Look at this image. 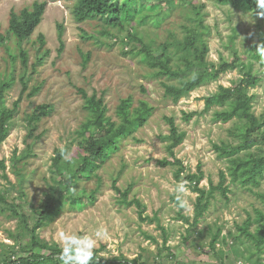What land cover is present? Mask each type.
<instances>
[{
  "label": "rangeland",
  "instance_id": "1",
  "mask_svg": "<svg viewBox=\"0 0 264 264\" xmlns=\"http://www.w3.org/2000/svg\"><path fill=\"white\" fill-rule=\"evenodd\" d=\"M34 1L0 0V33L7 35L11 9L29 7ZM152 1L158 5L164 2ZM73 2L47 0L42 19L29 39L15 42L11 38L8 51L0 46V77L11 68L10 55L17 56L19 48L28 54L26 69H22L18 56L15 59L14 83L5 96L7 106L11 107L19 96L20 78H24L28 89L41 84L36 95H23L10 122L9 134L0 143V160L5 164L4 170L0 167V190L7 189L11 198H18L19 180L10 170L12 157L27 153V177L23 184L26 196L21 203L24 211L31 214L32 206L39 202L47 189L54 149L70 146L69 154L74 153V146H71L74 131L85 119L83 99L78 88L84 89L87 94L96 92L103 95L108 114L112 116L121 98L132 96L135 103L144 99L154 107L153 113L144 126L121 141L119 150L97 170L100 186L96 201L93 204L66 206L54 222L38 229L40 238L62 247L61 233L83 236L102 228L106 230V236L98 242L96 249H100L99 255L107 259L121 255L132 259L140 254L143 260L151 263L162 258L165 264H221V261L226 264H253L245 258L254 249L248 246L245 238L238 237L236 224L242 223L247 213L253 215L255 208H263L256 194L231 183L229 199L225 200L215 193L207 212L192 232L188 224L179 218L180 207L175 198L187 201V206L181 208L180 212L191 220L196 194L187 185V192H177L180 182L174 179L175 168L162 167L156 162L167 156L165 142L160 137L168 133L164 117L172 116L179 130L185 132L183 142L175 148L176 157L187 171L195 172L197 165L201 164L204 171V178L200 182L202 187L208 189L209 181L218 183L219 172L226 170L227 163L214 150L213 144L237 142L242 135L234 138L230 133L231 130L239 133L237 121L214 120L213 111L218 107L196 115L188 122L182 120V111H201L204 107L203 97L215 92L219 85H232L242 73L238 69L227 71L216 81L197 88L189 96L173 103L164 96L160 81L149 76V69L139 57L128 52L138 43H122L126 31L109 28L104 19L76 22L72 15ZM190 4L202 6L204 24L209 28L206 37L209 45L207 60L213 63H217L221 57L231 60L232 49L243 52L249 43L256 40L259 29L264 28L261 22L264 17L260 15L219 4L216 0H184L160 27L138 25V36L145 42L152 40L156 44L171 40L173 36H182L180 24L185 21ZM58 25L64 28L60 52ZM132 25L135 26V22ZM104 30L108 32L102 33ZM39 34L44 35L49 53L32 68L38 55L35 40ZM231 41L233 44H230ZM84 56L88 57L85 65ZM253 63V70L260 76V82L249 89L254 97L252 110L255 116L264 119V64L261 60ZM43 103L51 105L50 113L41 119L35 138L27 139L30 147L26 149V114ZM262 129L264 131V126ZM4 173L11 184L5 180ZM114 178H117L116 185L121 189L130 185L129 198L139 199L145 205L146 215L152 217L156 213L158 224L155 221H141L135 206L125 207L117 202L116 193L111 187ZM96 185V177H92L88 181H81L76 191H89ZM254 191L264 192V179ZM17 223L18 219L0 212V243H15L10 233L16 232ZM218 228L221 233L215 249H211L209 243ZM164 236L167 237L166 243L163 242ZM169 252L175 259L167 257ZM256 256L252 257V261ZM259 264H264V252L259 254Z\"/></svg>",
  "mask_w": 264,
  "mask_h": 264
},
{
  "label": "trees",
  "instance_id": "2",
  "mask_svg": "<svg viewBox=\"0 0 264 264\" xmlns=\"http://www.w3.org/2000/svg\"><path fill=\"white\" fill-rule=\"evenodd\" d=\"M183 1L181 0L179 4V0H164L158 5L159 3L152 0H74L72 15L78 23L101 18L106 21L109 28L126 31V36L121 39V42L138 43L128 52L139 57L149 69V76L160 81L164 96L173 103L189 96L197 88L216 81L227 71L238 69L242 73L232 85H219L215 92L203 97L204 107L201 111H182V120L188 122L194 116L218 107L219 109L213 111L214 120L237 121L236 129L239 133L230 131L234 138L242 135L237 142L222 141L220 144H213L214 150L227 163L226 170L219 172L218 183L213 184L209 181L208 189L202 187L200 182L204 178V171L201 169V164L197 165L195 172L187 171L182 161L176 157L175 148L183 142L185 132L179 130L172 116L164 117L168 125V133L160 137L165 142L167 156L156 162L162 167L173 166L175 168L174 179L178 182H185L188 188L196 194L192 219L181 214V208L178 214L192 232L207 212L215 193L225 200L229 199L231 183L239 184L256 194L263 208H255L253 215L247 213L244 221L236 224V229L238 237L245 238L249 243L248 246L254 249L249 252L245 260L259 264V254L264 252V192H255L254 188H258L261 180L264 179V131L262 129L264 119L255 116L252 110L254 97L249 93V89L260 82V76L253 70V61L261 60L264 64V58L257 51V45L264 42V28L259 29L256 40L249 43L243 52L238 53L232 49L231 60L221 57L217 63L207 60L209 45L206 37L209 34V28L204 24L201 5L190 4L188 6L185 21L180 24L182 29L180 37L173 36L171 40L156 44L152 40L145 42L138 36V25L160 27L166 19L171 17L178 5L183 4ZM216 1L257 16L260 11H264L258 8L256 0ZM46 3L47 0H35L29 7H23L20 10L11 9L6 28L7 35L0 33V46L8 51V41L11 38L15 42L29 39L42 19ZM133 22L135 26L132 25ZM261 22L264 25V19ZM63 29L62 25H58V38L61 42L59 52L63 48ZM107 32V30L102 31V33ZM35 43L38 45V55L32 68L40 62L42 56L49 53L43 34L37 36ZM230 44H233V41ZM17 56L20 58L22 69H26L28 67L27 52L19 48ZM17 56L13 54L9 56L11 68L3 72L0 77V143L9 134L10 122L23 95L26 93L27 97H32L39 92L41 87L39 83L28 89L24 78H20L21 88L18 98L13 101L11 107L6 105V93L14 83ZM87 58L84 56V65L87 63ZM78 92L83 99L85 119L74 131L71 145L74 146V153L69 154L70 146L54 149L47 189L39 202L32 206L31 214L24 211L21 203L26 196L23 184L27 177L28 154H14L12 157L10 170L19 180V194L18 198H11L9 190H0V212L9 218L18 219V223L16 232L10 233L15 243L13 245L0 243V264H62L59 259L62 247L57 243L44 241L40 238L38 229L54 222L66 206L75 207L77 204H93L96 201V193L100 186L97 170L119 150L122 140L133 135L145 125L154 110L148 101L139 99L135 103L132 96H127L119 100L114 116H112L108 114L103 95H98L96 92L87 94L82 88H78ZM50 109V104L43 103L27 112L26 149L30 147L27 139L35 138V131L41 119L50 113ZM254 146L256 147L253 148ZM0 167L5 169L3 160H0ZM92 177H96L97 180L95 188L89 191L86 189L76 191L81 181H88ZM4 178L11 184L6 173H4ZM228 178H230L229 183ZM116 181L117 178L112 180L111 187L116 193L117 202L125 207L135 206L141 221H155L158 224L159 219L156 213L152 217L146 215L145 205L137 198H129L130 185L121 189L116 185ZM17 199L20 201L17 202ZM175 200L179 205L178 200L176 198ZM162 231L165 234L163 228ZM220 233L221 229L218 228L209 243L211 249H215ZM148 238L155 240L151 236ZM163 242H167L166 236ZM99 251L100 249H95L96 256L99 258L97 264H165L162 258H158V261L155 260L153 263L145 261L140 254L132 259L123 255L107 259L99 255ZM255 254L258 256L252 261ZM167 257L175 259L171 252L167 254ZM221 264L226 263L221 261Z\"/></svg>",
  "mask_w": 264,
  "mask_h": 264
},
{
  "label": "clouds",
  "instance_id": "3",
  "mask_svg": "<svg viewBox=\"0 0 264 264\" xmlns=\"http://www.w3.org/2000/svg\"><path fill=\"white\" fill-rule=\"evenodd\" d=\"M258 8L264 10V0H256ZM264 17V11L258 13ZM259 55L264 58V42L257 45ZM177 192H187L185 182L177 184ZM180 208L187 206V201L178 197ZM106 236V230L99 228L91 235H78L69 234L67 232L61 233L62 248L59 259L62 264H97L98 257L96 256L95 249L98 242L103 240Z\"/></svg>",
  "mask_w": 264,
  "mask_h": 264
},
{
  "label": "built area",
  "instance_id": "4",
  "mask_svg": "<svg viewBox=\"0 0 264 264\" xmlns=\"http://www.w3.org/2000/svg\"><path fill=\"white\" fill-rule=\"evenodd\" d=\"M241 261H239V263H240Z\"/></svg>",
  "mask_w": 264,
  "mask_h": 264
}]
</instances>
